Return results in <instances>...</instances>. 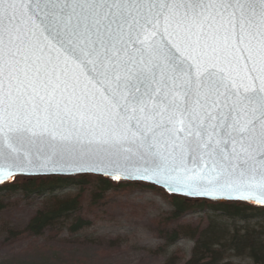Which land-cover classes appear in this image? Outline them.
Listing matches in <instances>:
<instances>
[{"label": "snow or ice", "instance_id": "1", "mask_svg": "<svg viewBox=\"0 0 264 264\" xmlns=\"http://www.w3.org/2000/svg\"><path fill=\"white\" fill-rule=\"evenodd\" d=\"M7 159L264 203V0H0Z\"/></svg>", "mask_w": 264, "mask_h": 264}, {"label": "rangeland", "instance_id": "2", "mask_svg": "<svg viewBox=\"0 0 264 264\" xmlns=\"http://www.w3.org/2000/svg\"><path fill=\"white\" fill-rule=\"evenodd\" d=\"M137 185L110 192L102 200L86 194L80 213L92 226L74 235L66 229L29 235L26 226L47 208L51 195L7 194L0 209V264H184L193 248L191 241L181 239L161 249V231L170 232L180 222L167 221L172 209L165 193ZM74 193L56 195L63 198ZM181 221L190 227L205 226L206 214L189 213Z\"/></svg>", "mask_w": 264, "mask_h": 264}, {"label": "trees", "instance_id": "3", "mask_svg": "<svg viewBox=\"0 0 264 264\" xmlns=\"http://www.w3.org/2000/svg\"><path fill=\"white\" fill-rule=\"evenodd\" d=\"M136 185L114 183L92 175L19 177L11 184L0 186V209L3 198L9 193L19 192L27 198L51 195L47 208L36 213L25 232L39 237L46 230L57 232L66 229L74 235L92 226V221L80 213L86 194L89 193L95 200H102L110 192ZM90 187L93 189L90 190ZM142 187L164 194V191L153 186L143 184ZM70 190L75 193L63 198L56 195ZM164 198L172 209L167 221L180 222L170 232L161 231L164 240L162 250L181 239H187L193 243V248L184 264H236L237 260L248 261L249 264H264V208L240 203L188 200L166 194ZM189 213H205L206 225L190 227L182 223L181 219Z\"/></svg>", "mask_w": 264, "mask_h": 264}, {"label": "water", "instance_id": "4", "mask_svg": "<svg viewBox=\"0 0 264 264\" xmlns=\"http://www.w3.org/2000/svg\"><path fill=\"white\" fill-rule=\"evenodd\" d=\"M42 44L44 41L40 40ZM53 57L58 55L56 50H53L50 53ZM69 70L72 72H77L78 70L69 65ZM82 83H86L84 78L81 77ZM89 87H91L89 85ZM27 147V145L25 146ZM0 168L10 169L14 172V175L10 178L4 179L0 182V186H5L11 184L15 181L16 178H39V177H77V176H86L92 175L96 177H103L108 179L114 183H135V184H145L149 186H153L157 189L164 191L168 196L181 197L188 200H203L217 203H240L247 204L251 206H256L260 208H264V203H258L254 199H245L241 198L237 193H233L231 195L219 194L216 195H206L193 191H172L163 184L156 183L154 181H149L145 179L136 178L133 175H129L123 171L117 170L115 168H105L103 165H98L95 162L86 160V161H74L69 159L58 160L55 163L48 164L46 166H41L39 160H35L32 166H21L16 167L15 161L12 159L0 160ZM115 173L111 174V173ZM116 175H119L120 178L117 179Z\"/></svg>", "mask_w": 264, "mask_h": 264}]
</instances>
